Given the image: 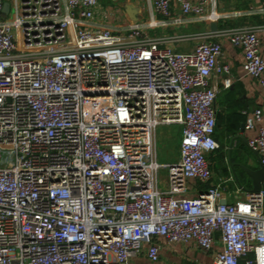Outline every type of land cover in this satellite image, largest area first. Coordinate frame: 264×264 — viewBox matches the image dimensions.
<instances>
[{"label":"built area","instance_id":"2783aa9c","mask_svg":"<svg viewBox=\"0 0 264 264\" xmlns=\"http://www.w3.org/2000/svg\"><path fill=\"white\" fill-rule=\"evenodd\" d=\"M149 1L162 19L116 31L100 0H0V264H132L146 246L158 262L160 238L194 242L213 264H264V182L231 190L226 204L232 178L197 196L189 185L211 182L220 148L213 76L233 84L217 39L240 48L264 86V24L151 34L242 12H221L218 0ZM172 125L182 127L180 155L160 163L157 130ZM248 146L264 166V126Z\"/></svg>","mask_w":264,"mask_h":264},{"label":"crops","instance_id":"0c3cea01","mask_svg":"<svg viewBox=\"0 0 264 264\" xmlns=\"http://www.w3.org/2000/svg\"><path fill=\"white\" fill-rule=\"evenodd\" d=\"M119 1V0H118ZM100 2L104 5L107 11V18L103 25L111 27L116 31L128 26L134 22H149L154 15L151 3L149 0H124L118 7L107 6L103 0ZM127 5H131L136 10V18L132 17L127 11ZM219 10L224 13L242 12L241 16L230 17L229 19L221 20L216 23L218 28L237 27L242 25H261L264 24V13H257L250 10L264 7V0H218ZM174 12L181 13L176 5L173 7ZM158 19H162L161 15H154ZM193 18V17H191ZM190 18V19H191ZM213 24V23H212ZM206 22L192 21L186 23L178 28H157L151 31V34H173L174 32L187 34L200 31L213 29V25ZM261 39V55L264 56V30L260 33ZM223 46V54L220 58L221 64H228L231 68V75L233 84L230 88H225L224 78L225 75H214L211 81L212 86L217 90L216 108H217V125L219 119L221 124L229 123L236 113L247 112L252 115L256 110H262V120L256 124L254 129L242 130L241 123L240 129L233 135H226L224 132H218L216 140L223 146L225 155V163L228 171L212 169L213 178L209 183H201L192 180L190 182V195L197 196L201 191L206 190L213 184H218L223 179L232 178L225 187L224 194L227 201L232 200L229 195L230 191L237 187H244L246 189L252 188V179L245 170L239 165L244 164L251 169H259L262 165L260 162L259 154L253 151L248 146V141L256 136L259 128L264 126V86L258 80L247 74L243 67L244 55L240 48L231 44L226 38L217 39ZM195 46L194 41L178 44L179 51H190ZM247 120V118H246ZM216 133V132H215ZM235 138L232 147H230L232 139ZM230 152V154H229ZM180 146L177 158L172 159L175 161L179 158ZM232 156L235 160H232ZM211 165V164H210ZM234 166V167H233ZM245 177L243 185L239 181V177ZM161 245L160 260L153 262L147 255V246L144 252L132 260V264H213L214 253H205L201 251L194 242L186 243H171L164 238L159 239ZM219 248V246H218Z\"/></svg>","mask_w":264,"mask_h":264},{"label":"rangeland","instance_id":"374dc122","mask_svg":"<svg viewBox=\"0 0 264 264\" xmlns=\"http://www.w3.org/2000/svg\"><path fill=\"white\" fill-rule=\"evenodd\" d=\"M107 6L118 7L124 0H103ZM14 8H12V13ZM182 138V127L179 125L160 126L157 130L158 159L160 163H166L177 158ZM167 172L162 170L161 175L166 176Z\"/></svg>","mask_w":264,"mask_h":264},{"label":"trees","instance_id":"16d2710c","mask_svg":"<svg viewBox=\"0 0 264 264\" xmlns=\"http://www.w3.org/2000/svg\"><path fill=\"white\" fill-rule=\"evenodd\" d=\"M247 118V113H236L235 117L229 121V123H225V124H221V119H219V123L216 127V133L215 136L218 138V132H224V134L226 135H233L235 134L241 126V123L243 121H246ZM210 166L211 169H215V170H223L224 172L228 171V167L225 163V155L223 152V146H220L219 149H217L215 152H213L210 157ZM232 160H235L232 156ZM246 178L241 176L239 177V181L240 183L243 185V183L245 182Z\"/></svg>","mask_w":264,"mask_h":264},{"label":"water","instance_id":"95a60500","mask_svg":"<svg viewBox=\"0 0 264 264\" xmlns=\"http://www.w3.org/2000/svg\"><path fill=\"white\" fill-rule=\"evenodd\" d=\"M127 11L132 17L136 18V10L131 5H127ZM3 12L6 15H8L10 12V3L8 1L5 2ZM212 25H213L212 30H216L217 28L216 23H213ZM244 129H245V124L242 125V130ZM234 140L235 138L232 139L230 147H232ZM239 165L245 170L248 176H250V178L252 179V188L249 190L252 192H260L262 190V186L264 182V166H261L259 169L254 170V169L248 168L242 163ZM221 202L223 204L227 203V197L225 195L221 197Z\"/></svg>","mask_w":264,"mask_h":264}]
</instances>
